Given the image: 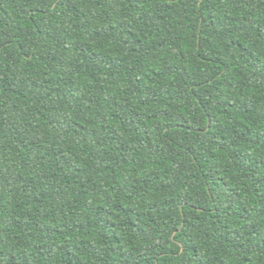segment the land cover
Instances as JSON below:
<instances>
[{"label":"trees","instance_id":"trees-1","mask_svg":"<svg viewBox=\"0 0 264 264\" xmlns=\"http://www.w3.org/2000/svg\"><path fill=\"white\" fill-rule=\"evenodd\" d=\"M0 264H264V0H0Z\"/></svg>","mask_w":264,"mask_h":264}]
</instances>
